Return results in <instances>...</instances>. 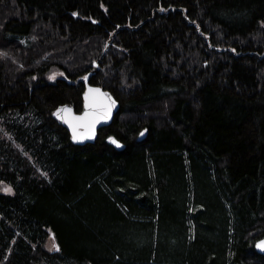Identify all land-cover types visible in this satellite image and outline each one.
I'll return each mask as SVG.
<instances>
[{
  "label": "trees",
  "instance_id": "trees-1",
  "mask_svg": "<svg viewBox=\"0 0 264 264\" xmlns=\"http://www.w3.org/2000/svg\"><path fill=\"white\" fill-rule=\"evenodd\" d=\"M0 129V264H264V0H0Z\"/></svg>",
  "mask_w": 264,
  "mask_h": 264
},
{
  "label": "water",
  "instance_id": "water-1",
  "mask_svg": "<svg viewBox=\"0 0 264 264\" xmlns=\"http://www.w3.org/2000/svg\"><path fill=\"white\" fill-rule=\"evenodd\" d=\"M91 73L93 71L89 70L83 76L84 88L81 92L82 101L79 111H76L71 103L63 102L57 104L50 113L61 126L66 128L74 144L94 142L98 129L111 123L119 107V102L108 89L88 81ZM109 141L117 149L123 146V143L114 136L109 138ZM254 245L259 252H264V235L256 239Z\"/></svg>",
  "mask_w": 264,
  "mask_h": 264
},
{
  "label": "rangeland",
  "instance_id": "rangeland-1",
  "mask_svg": "<svg viewBox=\"0 0 264 264\" xmlns=\"http://www.w3.org/2000/svg\"><path fill=\"white\" fill-rule=\"evenodd\" d=\"M8 13H10V11H9ZM62 75H63V74H62L61 71H59V70H52V71H50V72L47 74V77H48V79H54V78H56V77H60V76H62ZM0 134H1L2 136H4L5 138H8V133H7L6 131L0 129ZM0 189H4V186H3L2 184H0ZM45 245H46V247L49 248V249H50V248H55V243H54L53 239H51V238H49L48 242H46Z\"/></svg>",
  "mask_w": 264,
  "mask_h": 264
},
{
  "label": "snow or ice",
  "instance_id": "snow-or-ice-1",
  "mask_svg": "<svg viewBox=\"0 0 264 264\" xmlns=\"http://www.w3.org/2000/svg\"><path fill=\"white\" fill-rule=\"evenodd\" d=\"M141 135H143V133H141ZM74 139H76V137H74ZM3 190L6 191V192H10L11 191V189L10 188H7V187L4 188Z\"/></svg>",
  "mask_w": 264,
  "mask_h": 264
}]
</instances>
